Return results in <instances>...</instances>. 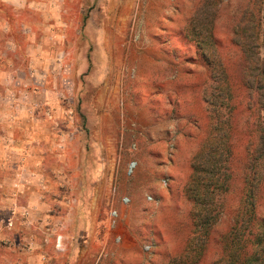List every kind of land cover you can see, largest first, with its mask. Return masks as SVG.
I'll list each match as a JSON object with an SVG mask.
<instances>
[{
	"label": "rangeland",
	"instance_id": "1",
	"mask_svg": "<svg viewBox=\"0 0 264 264\" xmlns=\"http://www.w3.org/2000/svg\"><path fill=\"white\" fill-rule=\"evenodd\" d=\"M12 1L0 0V264H116V249L132 245L151 246L157 262L184 254L186 184L211 131L204 98L223 88L232 179L202 256L188 261L214 264L246 186L255 119L264 129L234 40L251 0ZM204 2L208 22L196 16ZM256 164L264 214V155Z\"/></svg>",
	"mask_w": 264,
	"mask_h": 264
},
{
	"label": "trees",
	"instance_id": "2",
	"mask_svg": "<svg viewBox=\"0 0 264 264\" xmlns=\"http://www.w3.org/2000/svg\"><path fill=\"white\" fill-rule=\"evenodd\" d=\"M263 6L264 0L249 2L239 18L234 37L247 58L245 85L251 92L254 90L259 92V105H264ZM204 7L205 2L196 11V16L207 13L205 21L208 22L210 11ZM206 27L209 31V25ZM200 50H202L201 45ZM202 55L207 66L215 68L216 64L212 63L211 56L204 51ZM211 79L216 80L217 84L222 81L221 77L213 72ZM217 97L220 100H216L212 95H206L204 98L210 115L211 131L192 159V171L186 184V192L193 201L191 211L193 235L188 241L185 253L172 258L168 264H189L188 261L197 262L200 259L209 241V235L222 213L224 194L230 187L232 126L230 113L224 112L225 108H229L227 90L220 89ZM249 107L252 111L253 103ZM252 125L254 127L251 133L254 131L258 133L256 135L258 143L254 144V137L251 135L250 147L248 146L249 173L245 176L246 186L237 209L235 223L229 233L222 238L223 254L214 264H264V214L259 212L258 194L261 176L256 169V162L258 163L260 156L264 155V129L262 123L256 119ZM252 146L255 147L254 150Z\"/></svg>",
	"mask_w": 264,
	"mask_h": 264
},
{
	"label": "crops",
	"instance_id": "3",
	"mask_svg": "<svg viewBox=\"0 0 264 264\" xmlns=\"http://www.w3.org/2000/svg\"><path fill=\"white\" fill-rule=\"evenodd\" d=\"M5 3L10 6L11 4H14L12 0H5ZM119 244L120 243H118L117 246H119ZM151 249V246L144 247L140 245L138 248H136V246L134 247V245L128 247L125 246L121 252L116 249V253H119L118 257H120V260L116 261V264H168L172 258L181 255L184 252L185 247L181 252H177L176 254L168 251L166 257L160 262H157L154 257H152L153 252ZM100 260L101 258H99L98 261L96 260L94 264H98Z\"/></svg>",
	"mask_w": 264,
	"mask_h": 264
}]
</instances>
